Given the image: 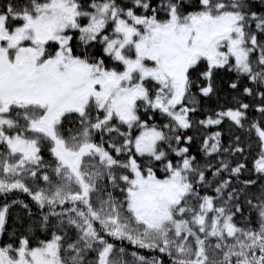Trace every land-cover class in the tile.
<instances>
[{
	"label": "snow or ice",
	"instance_id": "obj_1",
	"mask_svg": "<svg viewBox=\"0 0 264 264\" xmlns=\"http://www.w3.org/2000/svg\"><path fill=\"white\" fill-rule=\"evenodd\" d=\"M0 264H264V0H0Z\"/></svg>",
	"mask_w": 264,
	"mask_h": 264
}]
</instances>
